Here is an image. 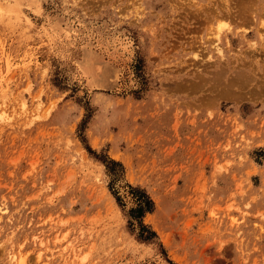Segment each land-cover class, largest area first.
<instances>
[{
	"label": "rangeland",
	"instance_id": "rangeland-1",
	"mask_svg": "<svg viewBox=\"0 0 264 264\" xmlns=\"http://www.w3.org/2000/svg\"><path fill=\"white\" fill-rule=\"evenodd\" d=\"M0 4V264H264V0Z\"/></svg>",
	"mask_w": 264,
	"mask_h": 264
},
{
	"label": "trees",
	"instance_id": "trees-1",
	"mask_svg": "<svg viewBox=\"0 0 264 264\" xmlns=\"http://www.w3.org/2000/svg\"><path fill=\"white\" fill-rule=\"evenodd\" d=\"M109 163L120 167V165L116 162L109 161ZM129 189L131 191L130 194L134 199L135 206L127 211V223L129 226H134L132 221H135V224L138 227V233L136 236L137 240L142 242L150 241L155 238V235L149 227L142 223V218L144 214L151 212L152 202L144 191L131 187H129ZM115 200L118 202V198H115Z\"/></svg>",
	"mask_w": 264,
	"mask_h": 264
},
{
	"label": "bare ground",
	"instance_id": "bare-ground-1",
	"mask_svg": "<svg viewBox=\"0 0 264 264\" xmlns=\"http://www.w3.org/2000/svg\"><path fill=\"white\" fill-rule=\"evenodd\" d=\"M5 2V1H4ZM246 2V1H245ZM6 3V2H5ZM236 3V2H235ZM230 5V4H229ZM244 5H245V3H244ZM248 5V4H247ZM240 6V5H239ZM2 7L3 6H1V4H0V10L2 11L3 9H2ZM237 7V6H236ZM235 9V8H234ZM239 9H241V7L239 8ZM5 11H6V9H4ZM2 11V12H5V11ZM242 10V9H241ZM250 10H252V9H250ZM264 11V10H263ZM7 12V11H6ZM228 12V11H227ZM248 12H249V10H248ZM231 13H229V15H230ZM240 15V14H239ZM252 16V15H251ZM231 17V16H230ZM233 18V17H232ZM261 18V17H260ZM263 18V17H262ZM230 19V18H229ZM260 20V19H259ZM262 20V21H261ZM260 21H259V24L258 25H260L259 27H261V26H264V20L263 19H261ZM235 21V20H234ZM264 29V28H263ZM207 36V35H206ZM44 38H47V35L46 34H44ZM215 47V46H214ZM215 49H217V48H215ZM204 50V49H203ZM219 51H220V49H219ZM207 60V59H206ZM214 74V73H213ZM238 74V73H237ZM242 74H244L243 72H242ZM239 76L241 75V71L239 72V74H238ZM246 75V74H245ZM239 76H237V77H239ZM243 76V75H242ZM237 77L234 79V80H236L234 83L232 82V80H231V83H232V85L233 84H239V83H237ZM250 77H252V76H250ZM240 78V77H239ZM246 78H248V77H246ZM246 78H243L244 80L246 79ZM217 79V78H216ZM249 80H250V78H248ZM220 80V79H219ZM229 80V79H228ZM240 80V79H239ZM243 80V81H244ZM218 81V80H217ZM240 81H242V80H240ZM221 82V81H220ZM246 82V81H245ZM230 83V81H229V84H231ZM247 83V82H246ZM261 83V82H260ZM218 84V83H217ZM241 84H243V83H241ZM240 84V85H241ZM249 85V84H248ZM237 87H238V85H237ZM238 88H240V87H238ZM264 89V88H263ZM242 90V89H241ZM23 104H22V107L24 108L25 107V104H24V102H22ZM23 259V258H22ZM11 260H13V261H16L17 262V264H25L24 263V259L23 260H21V259H18V260H16V259H14V258H11ZM16 264V263H15Z\"/></svg>",
	"mask_w": 264,
	"mask_h": 264
}]
</instances>
